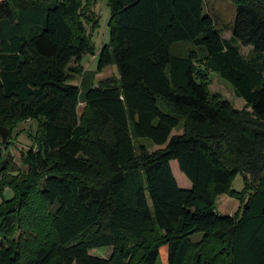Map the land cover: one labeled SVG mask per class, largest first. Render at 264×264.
Wrapping results in <instances>:
<instances>
[{"label": "trees", "instance_id": "trees-1", "mask_svg": "<svg viewBox=\"0 0 264 264\" xmlns=\"http://www.w3.org/2000/svg\"><path fill=\"white\" fill-rule=\"evenodd\" d=\"M89 1L0 0V127L11 138L0 142V264H156L164 245L168 264H264V0H231L229 38L204 0H107L110 39L90 73L115 65L118 77L82 89L74 79L98 21ZM209 71L243 108L210 93ZM31 119L16 170L12 130ZM142 137L162 147L137 146ZM222 194L240 201L235 214L218 212ZM99 247L110 256L90 253Z\"/></svg>", "mask_w": 264, "mask_h": 264}, {"label": "rangeland", "instance_id": "rangeland-1", "mask_svg": "<svg viewBox=\"0 0 264 264\" xmlns=\"http://www.w3.org/2000/svg\"><path fill=\"white\" fill-rule=\"evenodd\" d=\"M85 1V0H84ZM205 9L213 19L216 21V25L222 31L224 38H229L232 34L231 28L235 15V6L231 0H204ZM91 19L98 18L97 23L93 28L91 24H87V31L90 32V39L94 46V52H88L83 55L81 59V65L84 67L81 74H78L74 79V83L78 84L82 89L90 83L97 84L100 80L105 78L118 77V70L115 65H111L105 68L101 73H90L97 70L98 53L104 43L109 42L110 39V28L109 22L111 17L110 7L107 0H90L89 8L86 13ZM242 53L245 56H249L253 50L252 46L240 45ZM209 91L212 95H217L219 99L229 101L235 108L241 109L245 105V100L241 97L236 96L230 83L221 78L217 72L209 71ZM82 105L79 108L81 112ZM38 129V122L35 119L18 122L12 130V144L7 150V159L10 165L14 166L16 170L25 171L26 167L22 164L21 157L22 152L28 149L34 144L33 137L36 135ZM183 131L182 124L174 129L173 134L180 133ZM8 139H11L8 137ZM2 138L0 136V142ZM136 145L144 144L149 150L153 151L161 148L151 142L148 138H138L135 141ZM10 145V144H9ZM171 167L173 174L181 188H190V180L180 171L177 161H171ZM17 172V171H16ZM244 177L238 173L233 181L232 188L238 191L243 190ZM13 191L10 188H6L4 191L5 199L13 196ZM1 200V199H0ZM216 207L221 214H235L241 207L240 201L236 198L230 197L227 194L219 195L216 199ZM200 233L192 236L194 241L201 238ZM112 252L110 247H99L94 248L90 251L91 254L99 257H108ZM156 264H168V246L164 245L160 248L159 258Z\"/></svg>", "mask_w": 264, "mask_h": 264}, {"label": "water", "instance_id": "water-1", "mask_svg": "<svg viewBox=\"0 0 264 264\" xmlns=\"http://www.w3.org/2000/svg\"><path fill=\"white\" fill-rule=\"evenodd\" d=\"M0 136L2 138V143L6 144L9 137V131L5 127H0Z\"/></svg>", "mask_w": 264, "mask_h": 264}]
</instances>
